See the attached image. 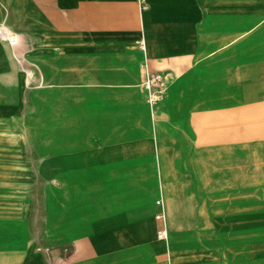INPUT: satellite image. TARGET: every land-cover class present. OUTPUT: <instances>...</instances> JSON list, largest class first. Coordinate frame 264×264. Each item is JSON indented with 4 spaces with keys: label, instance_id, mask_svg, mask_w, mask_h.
Wrapping results in <instances>:
<instances>
[{
    "label": "crops",
    "instance_id": "obj_1",
    "mask_svg": "<svg viewBox=\"0 0 264 264\" xmlns=\"http://www.w3.org/2000/svg\"><path fill=\"white\" fill-rule=\"evenodd\" d=\"M0 264H264V0H0Z\"/></svg>",
    "mask_w": 264,
    "mask_h": 264
},
{
    "label": "built area",
    "instance_id": "obj_2",
    "mask_svg": "<svg viewBox=\"0 0 264 264\" xmlns=\"http://www.w3.org/2000/svg\"><path fill=\"white\" fill-rule=\"evenodd\" d=\"M168 86L169 79L162 74L153 75L147 78L143 83V88L147 92V102L152 107H157L165 98ZM160 236H165V232Z\"/></svg>",
    "mask_w": 264,
    "mask_h": 264
},
{
    "label": "clouds",
    "instance_id": "obj_3",
    "mask_svg": "<svg viewBox=\"0 0 264 264\" xmlns=\"http://www.w3.org/2000/svg\"><path fill=\"white\" fill-rule=\"evenodd\" d=\"M17 40H19V37H17Z\"/></svg>",
    "mask_w": 264,
    "mask_h": 264
},
{
    "label": "bare ground",
    "instance_id": "obj_4",
    "mask_svg": "<svg viewBox=\"0 0 264 264\" xmlns=\"http://www.w3.org/2000/svg\"><path fill=\"white\" fill-rule=\"evenodd\" d=\"M9 35V34H8Z\"/></svg>",
    "mask_w": 264,
    "mask_h": 264
}]
</instances>
